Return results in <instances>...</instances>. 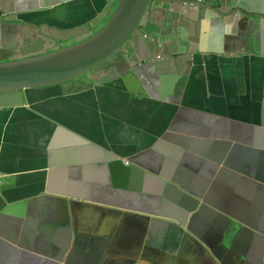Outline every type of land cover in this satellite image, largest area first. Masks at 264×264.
<instances>
[{
    "label": "crops",
    "instance_id": "0c3cea01",
    "mask_svg": "<svg viewBox=\"0 0 264 264\" xmlns=\"http://www.w3.org/2000/svg\"><path fill=\"white\" fill-rule=\"evenodd\" d=\"M117 3L0 0V62L78 43ZM178 41L202 51L199 63ZM239 47L218 15L156 5L122 56L0 109V264H264V187L214 183L248 154L264 165V30L250 55ZM110 154L140 156L144 169L121 179ZM172 181L224 210L235 243L221 250L207 209L185 215ZM182 221L213 250L183 239Z\"/></svg>",
    "mask_w": 264,
    "mask_h": 264
},
{
    "label": "water",
    "instance_id": "95a60500",
    "mask_svg": "<svg viewBox=\"0 0 264 264\" xmlns=\"http://www.w3.org/2000/svg\"><path fill=\"white\" fill-rule=\"evenodd\" d=\"M162 4L167 5L173 14L186 13L194 17L202 11L227 20L240 46L238 55L251 54L252 41L264 30V0H119L108 23L98 32L78 43L49 53L38 50L36 45H30L25 48L20 59L0 62V108L19 107L25 101L31 103L26 98L28 94L72 83L80 76L91 73L107 61L122 55L126 45L140 31L150 9ZM35 28L38 31L32 33V39H35L38 32L40 33V29ZM177 46L182 53L190 54L192 61L197 59L195 55L202 52L200 49L193 50L191 46L179 41ZM127 83L137 86V81L133 77L128 78ZM114 161L117 163L116 172L120 177H124L139 166L137 159H130L131 165H126L119 157L114 158ZM247 165L251 169L259 167L253 161L248 162ZM244 174L247 172L244 171ZM217 179L223 181V177ZM256 180L264 184V179L256 178ZM176 185L180 189L177 187L172 189L184 197L182 206L186 211L185 214L194 213L193 218L201 216L204 207H207L201 204L202 197L193 194L182 183ZM215 213L219 211L212 212L211 227L216 231L220 243L228 246L233 242L230 231L220 224ZM180 224L184 226V222ZM189 236L199 239L190 229L188 233H183L184 239H193Z\"/></svg>",
    "mask_w": 264,
    "mask_h": 264
},
{
    "label": "clouds",
    "instance_id": "9594fccd",
    "mask_svg": "<svg viewBox=\"0 0 264 264\" xmlns=\"http://www.w3.org/2000/svg\"><path fill=\"white\" fill-rule=\"evenodd\" d=\"M197 1H204V0H197ZM118 2H119V0H118ZM118 4V3H117ZM117 6V5H116ZM114 13V12H113ZM111 18V17H110ZM110 20V19H109ZM108 23V22H107ZM106 23V24H107ZM105 24V25H106ZM100 30V29H99ZM98 30V31H99ZM97 31V32H98ZM96 33V32H95ZM94 34V33H93ZM134 39V38H133ZM133 39H131V41L133 40ZM130 41V42H131ZM129 42V43H130ZM128 43V44H129ZM127 46V45H126ZM65 48V47H64ZM123 52H125V48L123 49ZM198 55H201V54H198ZM243 55H246V54H243ZM250 55V54H249ZM120 56H122V55H118L117 57H115L114 59H116V58H118V57H120ZM191 56V55H190ZM195 58H197L196 60H193L192 61V63H194V62H196V63H199V61H198V57H197V55H195L194 56ZM160 58H163V57H161V56H158V59H160ZM20 59V58H19ZM16 60H18V59H16ZM12 61H14V60H12ZM110 61V60H109ZM109 61H107L104 65H106ZM6 62H9V61H6ZM104 65H102L101 67H99L98 69H96V70H94V71H92L91 73H87V74H92V73H94V72H96V71H98L100 68H102ZM86 75V74H85ZM84 76V75H83ZM80 77H82V76H80ZM79 77V78H80ZM78 78V79H79ZM78 79H76V80H78ZM76 80L75 81H73V82H76ZM124 82L126 83V84H128L127 83V79L126 80H124ZM65 84H68V83H65ZM63 85V84H62ZM91 85V84H90ZM89 87H94L93 85H91V86H89ZM36 102V101H35ZM34 101H31V103H28L27 101H25L24 102V104L22 105V106H19V107H15V108H13V109H17V108H22V107H24L25 105H32V104H34L35 103ZM0 109H2V108H0ZM106 151V150H105ZM117 157H119L118 155H111L110 154V156H107L106 155V158H105V162H107V163H109L110 164V166H112V167H115V171L117 170V163L114 161V158H117ZM119 158H121V159H123L124 160V162H125V164L126 165H131V163H130V159H137V161H138V164H139V166H137L134 170H131L130 172H128L127 173V175L129 174V173H131V172H135V171H138L139 169H144L143 168V166H142V164H141V162H140V156H136V157H133V158H127V157H119ZM250 161H253V162H255V157H253L252 155H250V154H248L247 156H246V162L248 163V162H250ZM259 166V165H258ZM248 170V171H247ZM244 171H246L247 172V174H244ZM117 173V172H116ZM118 175V174H117ZM127 175H125L124 177H120L119 175V177L121 178V179H124L125 177H127ZM230 175H233V176H235V177H241V176H245L246 178H248V179H251L253 182H255V183H257V184H259V185H261L262 187H264V184L263 183H261L260 181H258V180H256V178H260V179H264V165L263 166H259L258 168H255V169H251V168H249V166L246 164L245 165V167L243 168V170L241 171V172H238V173H236V174H228V173H226L224 170H221L220 171V173H217L216 175H215V178H214V183L216 184V185H218V186H227L228 184H229V181H228V179L226 178L227 176H230ZM218 177H223V181L222 182H220L217 178ZM176 183H179L178 181H172V183H170L169 185L173 188V187H177V188H179L177 185H176ZM2 185V180H1V178H0V186ZM180 189V188H179ZM202 197V196H201ZM201 204L203 205V206H207V207H204V210L206 211V209L211 213V215H212V212L213 211H215V212H218L219 211V213H215V214H217L218 215V218H217V220L219 219L220 220V224H222V225H224V227L225 228H228L229 229V227H226L225 226V221L227 220V221H232L231 220V218L229 217H227V216H225L226 215V213H225V211L224 210H214L215 208L213 207V206H210V205H207L206 203H205V201H204V199H203V197H202V201H201ZM213 207V208H212ZM204 210H203V212H204ZM202 212V213H203ZM222 212H224L223 214H224V216H222ZM186 215V214H185ZM192 215V217L195 215L194 213L193 214H191ZM185 218H187V216H184ZM212 217V216H211ZM165 221H167L170 225H172V221H171V219H172V217H164L163 218ZM208 220V222H209V224L211 225V221H209V219H207ZM212 220V219H211ZM182 222H184V221H182ZM181 223V222H180ZM179 223V226H180V228L182 229V230H180V233H179V235H181L182 236V238H183V233L185 232V233H188V231H185L183 228L185 227V223H184V226H181V224ZM212 228V227H211ZM212 230H213V228H212ZM213 231H215V230H213ZM230 231V230H229ZM231 234V233H230ZM190 238H193V239H185L186 241H192V242H194L195 244H197V245H199V246H201L202 247V245L201 244H204V246L205 247H207V248H209V249H211V250H213V248L205 241V240H203L201 237H199V236H197V238H199V239H196V238H194V237H192V236H189ZM231 237H232V239H233V242L232 243H235V236H232L231 235ZM184 239V238H183ZM215 239L220 243V241H219V239H218V237L216 236V231H215ZM185 241V242H186ZM220 245H221V250H226V249H228V246H225V245H223V244H221L220 243ZM231 247H233V246H231ZM215 255H217V254H215ZM221 256H222V254H221ZM218 257V259L221 261V258L222 257ZM237 259H238V256H236L235 257V259H234V264L236 263V261H237ZM103 260V258L101 257V261Z\"/></svg>",
    "mask_w": 264,
    "mask_h": 264
},
{
    "label": "rangeland",
    "instance_id": "374dc122",
    "mask_svg": "<svg viewBox=\"0 0 264 264\" xmlns=\"http://www.w3.org/2000/svg\"><path fill=\"white\" fill-rule=\"evenodd\" d=\"M74 42H77L76 40H71L70 42H69V44H73ZM59 44H61V43H59ZM61 45H63L64 46V44H61ZM102 76H100V78H101ZM33 105V104H32ZM2 120V116H1V114H0V121Z\"/></svg>",
    "mask_w": 264,
    "mask_h": 264
},
{
    "label": "trees",
    "instance_id": "16d2710c",
    "mask_svg": "<svg viewBox=\"0 0 264 264\" xmlns=\"http://www.w3.org/2000/svg\"><path fill=\"white\" fill-rule=\"evenodd\" d=\"M128 45H129V44H127V46L125 47V50H126V48L128 47Z\"/></svg>",
    "mask_w": 264,
    "mask_h": 264
}]
</instances>
